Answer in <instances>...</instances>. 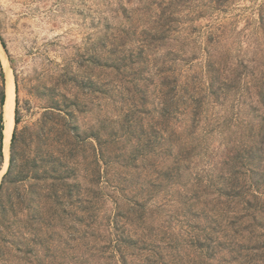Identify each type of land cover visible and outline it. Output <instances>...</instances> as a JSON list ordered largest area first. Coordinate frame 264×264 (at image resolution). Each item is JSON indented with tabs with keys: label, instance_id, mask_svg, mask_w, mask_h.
Instances as JSON below:
<instances>
[{
	"label": "rangeland",
	"instance_id": "rangeland-1",
	"mask_svg": "<svg viewBox=\"0 0 264 264\" xmlns=\"http://www.w3.org/2000/svg\"><path fill=\"white\" fill-rule=\"evenodd\" d=\"M144 2L0 0V43H4L0 44V61L3 70L5 60L11 69L14 111L15 115L18 111L19 117V123L13 126L14 150L11 142L10 153L4 150V167L3 160L0 162V187L4 186L0 194V264H69L74 253L80 258L85 248L79 240H71L79 233H71L70 226L76 224L75 216L82 215L81 208L69 203L66 197L61 203L55 202V193L71 191L75 195L80 191L93 195L92 191L100 188L94 180L101 167L102 191L111 197L100 202V216H111L114 222L117 206L128 209L124 193L114 188L119 176L145 183L156 180L160 186L152 191L153 198L149 200L154 217L146 224L171 227L175 233L182 226L183 232L188 233L187 226L180 224L185 219L181 197L191 193L187 188L196 187L192 185L195 174H199L202 186L211 180L216 184L219 172H225L227 166L223 163L225 156L239 152L245 155V150L253 146L264 149V0H190L193 21H185L186 30L150 56L138 55L136 47L138 33L149 24ZM131 16L141 24L136 34L134 30L128 33L131 24L138 22ZM190 26L196 31L192 32ZM146 56L147 63L143 62ZM134 59L138 64L131 61L135 62ZM210 60L214 62L213 68H220L221 82L225 84L218 98L207 96L214 73L207 72ZM163 63L171 65V71L180 80L193 78L200 88L202 83L203 96L206 93L197 128L192 129L183 116L169 128L173 133V156L185 145L196 146L193 158L178 163L182 172L179 177L173 176L174 184L168 183L162 175L164 171L161 173L166 165L174 166L173 157L166 154L157 160L156 171L145 160L137 162L138 169L113 162L118 160L117 155H123L117 152L125 153L133 144L142 147L149 135L148 125L153 116L157 117L164 76L157 69ZM2 87L5 86L0 77V90ZM133 105L145 113L143 124L138 123L136 128L124 120L131 115L128 110ZM141 127L145 129V138L137 140L140 135L134 131ZM117 134L122 139H115ZM99 138L108 139L104 159H111V163L106 167L102 161L98 163ZM13 157L15 165L11 168ZM184 166H189V172ZM22 176L25 178L20 180ZM249 176L248 173L240 181L246 180L248 184ZM198 195V200H191L192 209L198 213L203 210L209 220L206 225L214 226L216 219L228 227L234 209H225L224 198L217 200L203 191ZM159 204L163 206L157 208ZM259 204L263 205L262 212L256 213L259 224H253L252 232L263 235V200ZM51 208L57 213L52 214ZM186 218L203 227V215ZM123 225L125 234H133L135 226L119 218V226ZM229 225L230 234L233 226H240ZM75 228L80 230L82 226ZM110 230L113 239L121 231ZM227 239L219 231L213 234V240L223 246L213 264H244L250 258L251 264H264V256L256 257L264 250L253 248L264 237L250 239L246 233L244 239L234 237L236 252L239 253L237 245L242 247L240 254L229 253L232 246ZM69 240L74 244L72 250L67 248ZM189 250L194 253V249ZM113 256L118 258V253L113 252ZM75 259L73 264H80ZM132 259L127 257L128 262ZM88 262L95 264V259L90 257ZM111 262L115 264L114 260Z\"/></svg>",
	"mask_w": 264,
	"mask_h": 264
},
{
	"label": "trees",
	"instance_id": "trees-1",
	"mask_svg": "<svg viewBox=\"0 0 264 264\" xmlns=\"http://www.w3.org/2000/svg\"><path fill=\"white\" fill-rule=\"evenodd\" d=\"M144 13L148 15L149 24L147 27L142 29L138 33V29L141 24L138 22L131 24V27L128 33L131 30H134V34L138 33L137 40V54H148L149 56L153 54V51L160 50L163 46L170 40H173L174 35L184 32L186 27L184 28L183 24L188 22H192V10H190V0H144ZM188 11L184 13V10ZM184 16V17H183ZM130 17V21H131ZM192 32L196 31V28L190 26ZM4 45V43L2 42ZM154 49V50H153ZM204 51L208 54L209 52L204 48ZM172 52V51H171ZM169 52V53H171ZM196 53H194L195 55ZM197 55V54H196ZM131 60L134 64H138L137 59ZM145 63L149 62L147 56L144 58ZM208 69L207 72H213V76L210 78V84L208 83L207 96L212 95L215 98L219 97L220 90L224 88V82L222 81V73L220 72V68H213L214 62L209 61L207 63ZM171 65L163 63L162 68L157 69L158 73H163L164 76L161 81L162 89L159 90V101H158V111L157 117L153 116V120L148 125L149 135L145 138V129L141 127L140 130L134 131V133L139 134L140 136H136L137 140H140L141 137L145 138V142L142 147L139 144H133L130 150H126L125 153L114 152L116 154H123L121 157L117 155L118 160H113L114 164H118L122 167H133L138 169L137 162L139 160H145L148 165L156 171L155 167L157 166V160L161 157V154H166V156L173 157L174 163L173 167L166 165L165 170L162 169L163 176L168 181L169 184H174L172 182L173 176L179 177L182 172V165L179 166L182 160L191 159L195 156L196 146L190 143L188 146L185 145L177 150V156H173L174 150L172 148L173 139L172 134L170 133V126L173 122H180L183 118H187L190 121V127L195 129L198 127L200 120L202 117V102L203 98L206 97V93L203 96L202 89L203 84L201 83V88L199 87V82L197 80L193 81L189 79L181 80L176 77L171 71ZM172 72V73H171ZM0 77L2 86L5 85L4 72L2 68V64L0 61ZM17 91V88H16ZM17 100V98H16ZM5 102V88L2 87L0 90V162L3 160V128H4V119H3V105ZM136 106V105H135ZM133 108L128 110V117L126 115L125 122L128 124H134V128L138 123L143 124V120L145 119L143 115L145 114L144 110H139V108ZM132 107V106H130ZM15 123H19L18 111L16 110L15 115ZM144 132V134H143ZM141 133L143 135H141ZM193 131H191V134ZM16 139V128L13 131L12 137V149L14 150V142ZM115 139L120 140L122 136L117 134L115 135ZM108 144V139L102 140L99 138V152H98V163L102 161L104 167L108 166L111 163V159H104V146ZM245 155L241 154V152L234 155L228 154L225 156L223 163L227 165L225 167V172H219L217 176L218 182L213 184L211 181L207 186H202L200 184L201 178L199 174H195L193 177V184L196 187L187 188L189 193H184L181 197V204L183 214L182 217H185L180 224H184L187 226L188 233L183 232L182 226L180 227V231L173 232L170 228L163 229V227H154V225L146 224V220L153 218L154 215L153 210L149 209L151 207V203L149 200L153 198L152 191H155L157 187L160 186L159 182L156 180H150V182H136L127 180L125 177L119 176V181L116 182L114 188L124 193L122 197L126 201L128 205V209L125 211L124 209H120L117 206V210L115 213L114 222L111 219V216H100L99 211L101 207V201H107L111 196L109 193H104L102 190V186L104 185L102 181L103 172L98 170V175L96 180V184L100 187L99 190H94L93 195L86 196L78 191L75 195L73 192H58L55 193V202H62V198L66 197L69 199V203H76L82 211L81 216L76 217V224L70 226L71 233H79V236H74L71 240H79L85 249L84 254L80 258H76L75 253L71 254L72 260L69 261V264H73V260H78L80 264H89V258L95 259V264H213V260L216 259V255L218 251L223 247L222 243L216 242L213 240V234L215 231H219L222 233V236L227 239V236H230L232 239L228 240L231 243V249L229 253L236 252L235 248V239L234 237H242L244 239V233L248 235L250 239L259 237H264L263 235H256L253 231V224L258 225L256 213H259L263 205H260L261 196L264 195V190H260L264 188V149L259 148L258 146L250 147L245 150ZM160 154V156H159ZM101 157V159H100ZM121 158V161H119ZM100 160V161H99ZM229 162V163H228ZM15 160L12 158L11 168L14 167ZM178 165V166H177ZM102 166V165H101ZM145 168V166H142ZM7 172V177L11 174V169ZM151 169V170H152ZM184 170L189 172V166H184ZM250 174L249 183L245 184L246 180H241L247 174ZM191 175V173H189ZM19 177L16 175V178ZM25 176H22L20 180L24 179ZM27 178V177H26ZM29 178L36 179L35 176H29ZM11 182L13 180H10ZM260 184V185H259ZM246 185V186H245ZM32 188V185H30ZM66 186V185H65ZM79 186V185H78ZM171 186V185H170ZM60 187V186H58ZM202 187V188H201ZM61 188V187H60ZM198 188V189H197ZM197 189V190H196ZM4 190V186L0 187V194H2ZM204 192L208 196H214L215 199L219 200L220 198H224L223 206H225L226 210H232L233 216H231V220L229 224L239 223V227L234 228L233 226V234H230L231 229L230 225L227 223L223 224L222 222H217L216 219L212 223L207 224L209 221L206 214H204L203 210L199 213L195 212L192 209L191 200H198L199 195L198 192ZM126 192V193H125ZM129 194H131L129 196ZM58 196V198H57ZM240 201V203H239ZM241 206H240V205ZM163 206V204L157 205V208ZM235 207H239L238 210H235ZM52 209V214H56V209ZM262 212V211H261ZM182 213V212H181ZM178 215V214H176ZM199 215H203L204 222L201 223L203 227L199 225L198 222L186 221V217H196L199 218ZM119 218L126 219V222L131 223V225L135 226L133 234H125L124 225L119 226ZM121 221V220H120ZM171 226V220H169ZM80 224L82 228H75ZM112 225V226H111ZM220 225V230L219 226ZM110 228H114L116 231H120L118 234H114L115 238L113 239V233H111ZM110 230V231H109ZM141 231L140 233L136 231ZM184 233L186 234V238H184ZM69 240L67 244L68 250L74 249L73 241ZM213 242H215L213 244ZM248 243L251 241L248 239ZM239 248L240 254L242 251V247L237 245ZM78 247V246H77ZM121 250H120V249ZM124 248H128L124 251ZM192 250L194 253L191 254ZM254 249L264 250V241L255 244L253 246ZM114 249V251H113ZM204 250V252H203ZM114 253H118V258L113 256ZM199 252V253H198ZM198 254V255H197ZM193 255V257H191ZM234 255V254H232ZM130 256L133 258L130 262H128L127 257ZM248 255H246L247 257ZM264 256V252L262 255L256 256L260 257ZM139 257L137 260L136 258ZM116 259V260H115ZM252 258L250 260L245 261L244 264H251ZM210 261V262H209Z\"/></svg>",
	"mask_w": 264,
	"mask_h": 264
},
{
	"label": "bare ground",
	"instance_id": "bare-ground-1",
	"mask_svg": "<svg viewBox=\"0 0 264 264\" xmlns=\"http://www.w3.org/2000/svg\"><path fill=\"white\" fill-rule=\"evenodd\" d=\"M5 76L7 80V102L3 106V119H4V130L5 135V153L9 152V143L11 139L12 129L14 126V83L11 69L8 65L7 60H5Z\"/></svg>",
	"mask_w": 264,
	"mask_h": 264
},
{
	"label": "water",
	"instance_id": "water-1",
	"mask_svg": "<svg viewBox=\"0 0 264 264\" xmlns=\"http://www.w3.org/2000/svg\"><path fill=\"white\" fill-rule=\"evenodd\" d=\"M1 44V43H0ZM1 46H3V44H1ZM1 64H2V62H1ZM2 68H3V64H2ZM3 72H4V70H3ZM4 78H5V76H4ZM5 87V102H4V105L6 104V102H7V93H6V91H7V80H5V85H4ZM3 105V106H4ZM4 122V121H3ZM14 125H15V111H14ZM4 129V128H3ZM13 131H14V127H13ZM13 131H12V135H11V139H10V143H9V153H10V148H11V142H12V137H13ZM4 147H5V135H4V133H3V167H4V164H5V162H7V158H6V156H5V154H4ZM3 167H2V169H0V172L3 170Z\"/></svg>",
	"mask_w": 264,
	"mask_h": 264
}]
</instances>
